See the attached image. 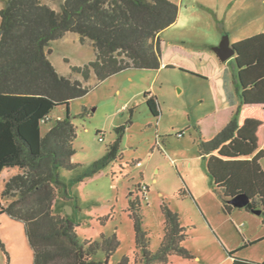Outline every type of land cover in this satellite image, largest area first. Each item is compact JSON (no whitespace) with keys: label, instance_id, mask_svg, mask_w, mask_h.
Returning a JSON list of instances; mask_svg holds the SVG:
<instances>
[{"label":"trees","instance_id":"1","mask_svg":"<svg viewBox=\"0 0 264 264\" xmlns=\"http://www.w3.org/2000/svg\"><path fill=\"white\" fill-rule=\"evenodd\" d=\"M177 12V5L170 0H64L59 10L43 0H4L0 9V173L7 167L22 172L12 175L0 190V214L24 224L33 264H108L115 252L119 244L115 233L102 235L101 240L79 237L75 218L64 211V203L77 200L73 185L116 158L125 125L114 128L117 135L106 153L83 167L72 160L76 130L69 102L88 92L83 81L89 80L91 73L102 81L127 69L160 68L159 33L175 21ZM66 32L93 45L94 59L83 66H71V73L82 79L59 73L48 57L49 43ZM232 44L240 101L235 109L225 111L224 119L213 121L218 124L209 133L203 124L214 115L196 122L198 150L221 198L222 211L230 214L236 208L230 198L244 192L250 201L243 208L261 210L264 222V169L260 163L264 158V34ZM143 97L150 114L157 118V96L145 91ZM57 106H64L66 115L56 118L42 133V123L50 120L49 114ZM63 170L77 174L66 181ZM182 190L190 194L186 187ZM4 198L7 203L2 202ZM163 211L165 234L159 247L148 249L144 231L137 237L143 264L165 262L172 252L191 256L182 244L186 233L178 214L166 205ZM99 251L102 258L97 257ZM237 251H227L232 264H264L241 258ZM116 264H128V257Z\"/></svg>","mask_w":264,"mask_h":264},{"label":"rangeland","instance_id":"2","mask_svg":"<svg viewBox=\"0 0 264 264\" xmlns=\"http://www.w3.org/2000/svg\"><path fill=\"white\" fill-rule=\"evenodd\" d=\"M44 1L59 10L64 0ZM170 1L177 5L178 12L175 21L159 33L163 42V67L127 69L102 81H97L91 73L90 79L83 81L88 92L69 102L70 119L76 130L72 159L83 167L102 157L116 138L114 128L125 125L116 158L73 185L78 198L64 203V211L75 218V232L82 239L101 240L102 235L116 234L119 244L108 264H116L123 256L128 257V264H143V253L137 242V237L142 235L149 250L159 247L165 234L163 205L178 214L186 233L182 244L191 256L172 252L165 262L156 260L152 264H232L228 248L197 202L200 199L207 203L203 188L209 177L198 150L195 126L227 92L238 99L236 86L228 84L222 93L216 83L215 89L214 61L204 55L178 52L173 46L207 51L230 73L233 57L221 61L212 47L225 34L231 43L264 34V0ZM3 5L4 0H0V9ZM48 47L55 69L73 78L82 79L80 74L71 73V66H83L95 56L91 41L86 39L82 43L73 32H66ZM182 69L202 74L194 77ZM145 91L155 94L159 100L158 118L150 114L145 104ZM58 115H66L64 106L55 107L50 112L51 119L41 127L48 129ZM261 164L264 167V158ZM17 171V167L2 170L0 190ZM76 174V171H62L66 181ZM186 186L192 187L195 195L183 192ZM7 201V198L2 200ZM211 213V217L217 214ZM230 222L232 225L221 226L223 233L219 231L224 241L231 244L243 228L238 230L239 221ZM141 231H144L142 235ZM0 243L3 244L0 264H33L21 221L0 214ZM243 244L238 247L237 256L255 262L264 259V240ZM102 256L99 251L97 257Z\"/></svg>","mask_w":264,"mask_h":264},{"label":"crops","instance_id":"3","mask_svg":"<svg viewBox=\"0 0 264 264\" xmlns=\"http://www.w3.org/2000/svg\"><path fill=\"white\" fill-rule=\"evenodd\" d=\"M162 46H163V42L161 40V50H162ZM173 49L178 51V52H185V53H188V54H193L194 53L196 55H204L206 57H210L214 61V64H215V78L217 80L216 82L213 80V86L215 87L216 83L219 84L220 87H221L222 93H224V89L228 86V84L233 83L235 85V83H234L233 66H232V71L229 73L227 71L226 67L223 64H218V62L216 63L215 58L213 56H211L207 51H203V50H191V51H188L187 49H185L184 46H181V45H175V46H173ZM232 57H234V56H232ZM162 67H163V64H162V59H161L160 68H162ZM160 68H158L156 70H159ZM199 74H202V73H199ZM192 76H194V75H192ZM215 89H216V87H215ZM236 95L238 96L237 90H236ZM239 101H240L239 96H238V99H236L231 93L227 92V94L224 96V98L222 99L221 102H219V100L216 101V107L215 108L210 109L209 111H207L196 122L202 121L204 118H206V117H208L210 115H214L213 116L214 118H209V120L207 119V122L205 121L204 122L205 124H203V130L206 133H209L211 131V128L214 125L218 124V122H213V121L215 119H217V120L218 119H220V120L224 119L226 117V112L225 111L227 109H230V108L235 109L236 106L239 104ZM160 114H161V111H160ZM49 117H50V114H49ZM61 117H62L61 115L57 116V118H61ZM50 119H51V117H50ZM49 127H48V129H49ZM195 128H196V126H195ZM48 129H43L41 127L42 133L46 132ZM262 148L264 149V143L262 145ZM260 163H261V160H260ZM261 166L264 169L262 164H261ZM19 172H22V170L20 168H18L17 172L12 173V175L17 174ZM12 175H10V177ZM153 180L155 181V178H153ZM186 188L188 189V191L190 192V194L192 196H193V194L195 195V192H194L192 187H189V186L187 187L186 186ZM203 192H204V197L207 198V203H205V202L202 203V201L200 199L197 202L199 203L201 208L204 209V211H205L204 213H206L205 215L208 217V220H209L210 224L212 225L213 229H215L216 233L220 236V238L223 240V243L228 248V250L237 249L242 243H249V242L253 243V242H259V241L264 240V222H263L262 217L260 216V214H255L254 212L248 211V210H246L243 207L242 208H237L236 207L235 209H233L231 211L230 214H225L222 211L221 198H220L219 194L215 191V189L212 187L211 182H210V178L206 182L204 181ZM196 198H199V197H196ZM5 203H7V202H5ZM211 212H214V213H217V214L215 216L211 217V215H212ZM255 215H257V216L259 215V218L257 216H255ZM235 220H236V222L239 221L238 223H236V226H237L238 230H239V228H241V229L243 228V229L238 232V237L237 238L235 237L236 240L233 243H231V244L230 243H226L224 241V239H223V237H222V235H221L219 230H221V232L223 233L224 232L223 231L224 228L221 227V226L226 225V224L230 225L231 224L230 221L234 222ZM263 260L264 259H261L260 262H263Z\"/></svg>","mask_w":264,"mask_h":264},{"label":"water","instance_id":"4","mask_svg":"<svg viewBox=\"0 0 264 264\" xmlns=\"http://www.w3.org/2000/svg\"><path fill=\"white\" fill-rule=\"evenodd\" d=\"M213 51L219 57L221 61H225L226 59L234 56L236 54L235 48L233 44L229 40L228 35H224L219 42L218 45L212 47ZM250 201L249 196L244 192H239L230 198L229 203H231L234 207L242 208L247 205ZM255 214H260L261 210H254Z\"/></svg>","mask_w":264,"mask_h":264},{"label":"built area","instance_id":"5","mask_svg":"<svg viewBox=\"0 0 264 264\" xmlns=\"http://www.w3.org/2000/svg\"><path fill=\"white\" fill-rule=\"evenodd\" d=\"M100 139H102L101 137H99Z\"/></svg>","mask_w":264,"mask_h":264}]
</instances>
